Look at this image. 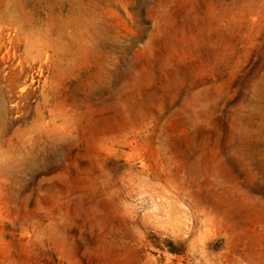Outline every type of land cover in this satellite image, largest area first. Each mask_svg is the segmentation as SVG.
Returning <instances> with one entry per match:
<instances>
[{"label":"rangeland","instance_id":"rangeland-1","mask_svg":"<svg viewBox=\"0 0 264 264\" xmlns=\"http://www.w3.org/2000/svg\"><path fill=\"white\" fill-rule=\"evenodd\" d=\"M0 264H264V0H0Z\"/></svg>","mask_w":264,"mask_h":264}]
</instances>
